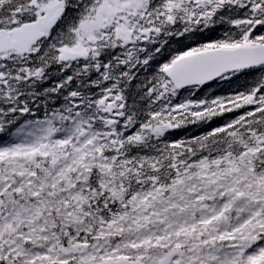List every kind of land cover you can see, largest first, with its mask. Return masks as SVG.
<instances>
[{
    "label": "snow or ice",
    "instance_id": "6c2138e0",
    "mask_svg": "<svg viewBox=\"0 0 264 264\" xmlns=\"http://www.w3.org/2000/svg\"><path fill=\"white\" fill-rule=\"evenodd\" d=\"M0 264H264V0H0Z\"/></svg>",
    "mask_w": 264,
    "mask_h": 264
}]
</instances>
